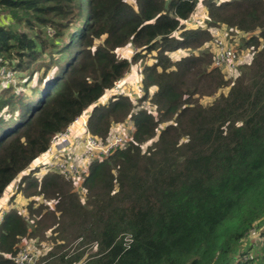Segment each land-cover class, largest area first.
<instances>
[{"label": "trees", "instance_id": "obj_1", "mask_svg": "<svg viewBox=\"0 0 264 264\" xmlns=\"http://www.w3.org/2000/svg\"><path fill=\"white\" fill-rule=\"evenodd\" d=\"M198 3L204 22L188 28ZM0 14V197L143 64L136 102L112 95L86 118L101 144L126 119L130 137L82 181L22 177L25 214H4L0 264L49 229L37 264H241L248 251L264 264L249 238L264 234V0H0ZM210 28L240 37L237 62L253 51L233 79L213 65Z\"/></svg>", "mask_w": 264, "mask_h": 264}, {"label": "rangeland", "instance_id": "obj_2", "mask_svg": "<svg viewBox=\"0 0 264 264\" xmlns=\"http://www.w3.org/2000/svg\"><path fill=\"white\" fill-rule=\"evenodd\" d=\"M200 6L201 4L198 3L195 11L190 16V18L187 21L183 22L186 27L195 28V27H199L198 25H202L205 19V10H204V13H202L199 10ZM4 17H5L4 14H0V23L4 24L5 26L7 25L8 21L7 19H4ZM217 30L219 32V36L223 38L227 42L228 45H230L229 42L233 43V45L241 44L240 37L236 35L235 33H232L231 30L224 29V28L223 29L218 28ZM211 34H212L211 37H213L212 32ZM233 45H230V46H233ZM203 48L206 49L207 47L203 46ZM133 51H134L133 48H131L130 46H126L121 51H118L117 54L119 53L118 57H121V58L125 57L129 59L131 58ZM184 52L185 51H178V52L172 53L171 55L172 57L176 58L182 55L181 53H184ZM252 56H253V51H250L249 49H245L242 52L239 51L238 52V62L235 65V68L232 70L224 69L227 74V77L229 76L228 78L233 79V76L236 75V71H238L239 66L246 62H249ZM142 67H143L142 63L133 64L130 71L126 73V75L119 82H117L116 85L112 89L108 90L100 99H98L93 105H91L88 109H86L85 112L81 115H83V117L86 119L90 110L93 107H98V106L105 104L112 95H125L131 101L136 102V100L142 96L141 95V91H142L141 69ZM2 73L3 71L0 70L1 77L3 75ZM10 77H11L10 74L6 76L8 80L10 79ZM202 100L206 102V101H209L210 98L205 97ZM147 106H148L147 102H144L143 107H147ZM75 131L77 134L73 135ZM83 131L84 130L83 128H81L79 123L75 124L72 128H70V130L66 132V135L61 139V141L63 140L61 142L63 147L60 150L53 149L52 151L46 152V154H48V157H49L48 161L37 163L36 162L37 158H36L35 161L31 163L25 171L19 174L6 187V189L4 190V193L0 197V214L1 215H4L10 210H15V211L25 214L24 207L27 201L23 197L22 193L19 191V184L21 185L20 181H22V177L29 174L31 171H34L33 177L36 176L37 178H41V176H43L44 173L46 172H54V171L59 172L60 171L64 174L71 175L75 179H79L78 181H82V173L83 171H85L88 165V162H89V160L83 156V150H84ZM132 131H133V125L131 121L129 119H126L125 121H122V122H119L113 125V130L109 138L112 139L116 136L128 138L130 137L129 135L132 134ZM56 140H57V137H56ZM54 144H56V141L54 142ZM56 165H62L66 167V169L65 168L57 169L54 167ZM50 166L53 167V169L49 168ZM50 230L52 229L47 230L44 238H47L50 235L51 233ZM44 238L43 239H38V238L32 239L27 244L22 245L20 251L16 254V256L19 253L26 251L28 254V259H29L28 264H37L40 258L51 247V244L48 243V240ZM260 260H262V263H264L263 258H261Z\"/></svg>", "mask_w": 264, "mask_h": 264}, {"label": "built area", "instance_id": "obj_3", "mask_svg": "<svg viewBox=\"0 0 264 264\" xmlns=\"http://www.w3.org/2000/svg\"><path fill=\"white\" fill-rule=\"evenodd\" d=\"M211 32L213 33L212 41H211V47L214 52V58H213V65L222 69L232 70L235 68V65L237 64L236 61V54L232 47L227 44V42L219 36L218 28H210ZM223 39V40H221ZM3 71V69L1 68ZM4 72V71H3ZM116 85V84H115ZM114 85V86H115ZM79 123L81 128H83V144H84V150H83V156L87 158L88 160H91L93 158H103L105 157L111 149L116 148L117 146L121 145L124 141L123 137L116 136L112 139H108L105 144H101L98 139H96L93 135H91L87 128H86V119L83 117V115L78 116L76 119H74L71 124L68 126V128L64 132H60L57 134V140L56 137L54 138L53 143L50 145L47 151H52L53 149L60 150L63 146L61 144V139L66 135V132L70 130L75 124ZM56 141V144L54 142ZM58 143V144H57ZM57 169H66V167L62 165H56L54 166ZM52 168L53 167H49ZM66 171V170H65ZM4 215L0 214V223L2 222ZM250 242L252 245H255L258 249H260L262 252H264V234H261L259 231L256 230H250L249 233ZM255 255L253 252H246L242 258H241V264H253L255 260ZM13 264H28V254L26 251H23L22 253H19L17 256L10 257Z\"/></svg>", "mask_w": 264, "mask_h": 264}, {"label": "crops", "instance_id": "obj_4", "mask_svg": "<svg viewBox=\"0 0 264 264\" xmlns=\"http://www.w3.org/2000/svg\"><path fill=\"white\" fill-rule=\"evenodd\" d=\"M199 10L202 12V13H204V10H205V8H204V6L203 5H201L200 6V8H199ZM77 133H76V131L73 133V135H76ZM47 152V151H46ZM46 152H44V153H42L41 155H39V157H37V159H36V162L37 163H40V162H43V161H48L49 160V157H48V154H46ZM35 161V160H34ZM33 161V162H34ZM32 162V163H33ZM259 252H260V250H259ZM261 253H263L262 251H261Z\"/></svg>", "mask_w": 264, "mask_h": 264}]
</instances>
